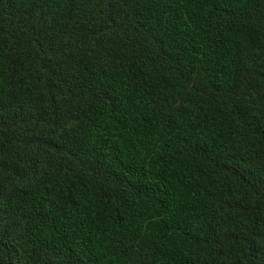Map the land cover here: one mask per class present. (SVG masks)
<instances>
[{
	"label": "trees",
	"instance_id": "1",
	"mask_svg": "<svg viewBox=\"0 0 264 264\" xmlns=\"http://www.w3.org/2000/svg\"><path fill=\"white\" fill-rule=\"evenodd\" d=\"M0 264H264V0H0Z\"/></svg>",
	"mask_w": 264,
	"mask_h": 264
}]
</instances>
